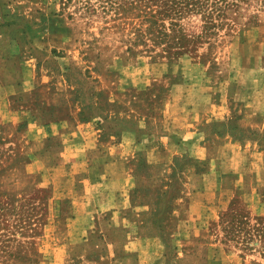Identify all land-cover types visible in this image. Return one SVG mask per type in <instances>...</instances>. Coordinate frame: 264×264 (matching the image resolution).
<instances>
[{
    "label": "rangeland",
    "instance_id": "obj_1",
    "mask_svg": "<svg viewBox=\"0 0 264 264\" xmlns=\"http://www.w3.org/2000/svg\"><path fill=\"white\" fill-rule=\"evenodd\" d=\"M85 1L0 0V264H264V1Z\"/></svg>",
    "mask_w": 264,
    "mask_h": 264
},
{
    "label": "trees",
    "instance_id": "obj_2",
    "mask_svg": "<svg viewBox=\"0 0 264 264\" xmlns=\"http://www.w3.org/2000/svg\"><path fill=\"white\" fill-rule=\"evenodd\" d=\"M96 3H100V6L106 5L112 7L115 10H123L125 4L133 6L135 3H152L151 6H157L156 12L151 13L150 16H146V21L149 22V26L146 30L150 31L151 25L158 24V19L164 18H176L175 21H171V24H178V20L189 13H198L204 21L205 28L215 27L216 19L227 17L228 9L233 11H240L247 9L256 0H95ZM263 2L264 0H260ZM85 3H90V0H86ZM158 14V15H156ZM158 16V18H157ZM220 21V20H219ZM220 25V23L218 24ZM183 37V36H182Z\"/></svg>",
    "mask_w": 264,
    "mask_h": 264
},
{
    "label": "crops",
    "instance_id": "obj_3",
    "mask_svg": "<svg viewBox=\"0 0 264 264\" xmlns=\"http://www.w3.org/2000/svg\"><path fill=\"white\" fill-rule=\"evenodd\" d=\"M215 216V214H208V217H214Z\"/></svg>",
    "mask_w": 264,
    "mask_h": 264
}]
</instances>
